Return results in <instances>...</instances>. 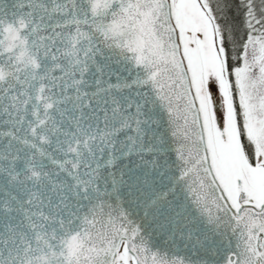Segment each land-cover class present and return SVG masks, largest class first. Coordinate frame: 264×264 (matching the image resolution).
Returning <instances> with one entry per match:
<instances>
[{
    "label": "snow or ice",
    "instance_id": "6c2138e0",
    "mask_svg": "<svg viewBox=\"0 0 264 264\" xmlns=\"http://www.w3.org/2000/svg\"><path fill=\"white\" fill-rule=\"evenodd\" d=\"M0 264H264V0H0Z\"/></svg>",
    "mask_w": 264,
    "mask_h": 264
},
{
    "label": "trees",
    "instance_id": "16d2710c",
    "mask_svg": "<svg viewBox=\"0 0 264 264\" xmlns=\"http://www.w3.org/2000/svg\"><path fill=\"white\" fill-rule=\"evenodd\" d=\"M236 22H237V23L239 22V19H238V18H236Z\"/></svg>",
    "mask_w": 264,
    "mask_h": 264
}]
</instances>
